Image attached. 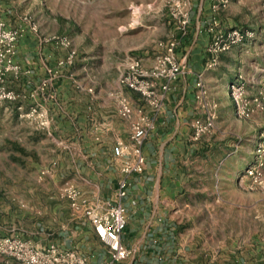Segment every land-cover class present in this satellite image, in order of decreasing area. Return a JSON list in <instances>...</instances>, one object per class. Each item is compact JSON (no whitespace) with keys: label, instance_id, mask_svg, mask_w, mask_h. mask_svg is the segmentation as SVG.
Segmentation results:
<instances>
[{"label":"crops","instance_id":"crops-1","mask_svg":"<svg viewBox=\"0 0 264 264\" xmlns=\"http://www.w3.org/2000/svg\"><path fill=\"white\" fill-rule=\"evenodd\" d=\"M196 9L197 14L191 16L189 23L195 26L192 38L176 47L183 73L170 82L157 114L137 93L118 81L113 89L108 85L97 87L95 83L76 82L74 73H68L70 70L65 66L52 67L66 51L46 41L51 32L40 27L35 34L28 23L12 25L20 27L15 60L21 69L17 74L9 73L4 85L19 96L12 102L17 117L18 106L27 111L31 105H38L47 121L42 126L38 124L39 118L28 120L35 129L44 127L50 138L47 139L56 144L57 152L43 170L62 182L61 188L72 184L89 197L112 201L117 199L119 180L125 177L127 181L126 195L120 199L126 207L121 241L131 251L125 260L113 262L89 222L72 211L71 224L56 228V236L46 239L44 245L56 243L76 250L87 257V264H201L203 247L199 246L225 245V228L211 225L206 219L205 204L214 197L210 195V187L215 182L209 183L207 178L215 165L196 161L203 157L201 150L192 146V123L211 111L214 129L220 132L223 125L228 126L226 132L232 131L231 128L233 134L240 130L245 121L235 117L227 85L236 73L244 75L251 93L264 81V37L253 36L243 45L219 53L216 65L207 68L205 49L210 42L207 26L212 14L209 1L199 0ZM219 15L218 12L220 20ZM157 23L154 19L150 22L153 31L148 33L147 43L151 45L146 52H150L149 48L155 51L159 41L154 31ZM257 43H262L261 47ZM151 60L147 57L143 64L149 66ZM198 78L207 91L204 103L197 98ZM118 95L126 96L135 109L142 108L154 123L142 145L145 165L140 173L124 175L122 159L114 158L112 153L117 141L126 145V151L131 148L130 124L137 115L136 112L130 118L119 115ZM230 121L234 125L231 128ZM55 138L66 143L59 146ZM222 167L228 170V178H236L229 166ZM217 234L221 239H210V235Z\"/></svg>","mask_w":264,"mask_h":264},{"label":"rangeland","instance_id":"rangeland-1","mask_svg":"<svg viewBox=\"0 0 264 264\" xmlns=\"http://www.w3.org/2000/svg\"><path fill=\"white\" fill-rule=\"evenodd\" d=\"M198 1H187L189 20L183 27L175 23L168 0H0V12L9 27L35 23L38 31L30 30L35 34L41 27L51 35L67 36L76 49L73 62L65 66L68 73H74L76 82L113 89L128 57L137 56L142 61L149 57L152 64L162 50L160 42L175 38L176 47H180L192 38L195 26L189 23L197 14ZM210 10V19L216 18L219 29L238 27L264 37V0H229L225 7ZM153 19L158 21L154 31L159 41L155 51L149 48L146 52L151 45L147 36L153 31ZM256 45L259 48L262 43ZM52 67L57 68V64ZM57 73L59 78L60 71ZM261 86L264 81L254 92ZM15 111L12 102H0V239L17 237L44 245L46 239L56 236V228L71 224L73 211L61 196L62 182L42 173L57 152L56 144L50 143L44 127L35 129L30 119H20ZM241 120L245 122L233 134L231 121L232 131L226 132L228 126L223 125L220 132L214 129L213 116V126L198 139L191 138L192 146L200 149L203 157L196 161L215 165V170L208 172L209 183L215 182L210 187L214 197L205 204L206 219L226 231L224 246H199L203 247L201 264H264V113ZM55 142L59 146L66 143L56 138ZM256 154H260L262 165L260 183L255 184L245 169L258 164ZM222 165L229 166L236 178H228ZM216 238L221 239L220 234L210 235V239ZM10 259L0 254V264H11Z\"/></svg>","mask_w":264,"mask_h":264},{"label":"built area","instance_id":"built-area-1","mask_svg":"<svg viewBox=\"0 0 264 264\" xmlns=\"http://www.w3.org/2000/svg\"><path fill=\"white\" fill-rule=\"evenodd\" d=\"M188 0H168V7L175 23L186 26L188 23ZM212 11L225 7L229 0H208ZM207 28L212 35L210 44L206 49L207 60L205 65L211 68L216 65L218 54L227 51L234 46L242 45L246 39L252 38V30H244L232 27L226 30L219 29L215 17L210 19ZM217 27V28H216ZM30 30L37 32L35 23H30ZM216 28V29H215ZM20 30L9 27L0 12V102H13L18 94L5 87V80L9 73L20 72V65L16 62V45ZM213 33V34H212ZM55 47L66 51L63 58L57 61V68L70 65L75 56L76 49L72 47L67 36L50 35L46 38ZM176 39H168L164 44L159 43L162 50L155 56L151 66L146 67L142 58L132 56L128 58L118 82L121 86L137 93L140 98L157 114L163 106L166 91L170 82L176 80L183 73V66L176 55ZM55 76V71L49 70ZM198 90L197 98L204 103L207 94L201 80L195 83ZM228 96L231 100L234 114L238 119H246L255 113H264V86L256 92L250 93L247 81L242 73H236L227 85ZM118 113L123 118H130L136 112V118L131 121L129 130V143L131 148L126 151V145L117 141L112 147L114 158H121V172L124 175L140 173L144 169L145 158L142 155V145L154 127L152 117L145 114L142 108L135 109L128 98L117 96ZM19 117L36 118L38 124L45 126L46 119L40 112L38 105H31L27 111L18 106ZM213 126V114L207 113L204 119L197 118L192 124V139L196 140L202 133L207 132ZM260 150H257V153ZM257 165H251L245 169V174L251 177L253 183H260V154H256ZM46 171L43 170L42 173ZM127 181L119 180L116 200L89 197L80 188L72 184H65L61 190V196L65 198L71 210L80 214L92 226L97 237L109 250L110 259L113 262L125 260L131 253L130 249L123 245L121 233L126 223V207L120 199L126 195ZM0 254L11 258L16 264H87V257L82 253L64 248L56 243L35 245L30 240L5 237L0 239Z\"/></svg>","mask_w":264,"mask_h":264}]
</instances>
